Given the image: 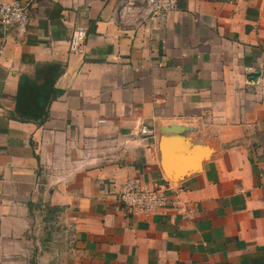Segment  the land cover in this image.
Segmentation results:
<instances>
[{
  "label": "crops",
  "instance_id": "obj_1",
  "mask_svg": "<svg viewBox=\"0 0 264 264\" xmlns=\"http://www.w3.org/2000/svg\"><path fill=\"white\" fill-rule=\"evenodd\" d=\"M16 1L26 31L0 25V264H264V0H179L138 26L116 20L123 0ZM48 62L62 94L42 124L17 120L19 76ZM170 124L211 148L176 179ZM142 125L154 134H130ZM131 176L168 185L187 216L126 214Z\"/></svg>",
  "mask_w": 264,
  "mask_h": 264
},
{
  "label": "built area",
  "instance_id": "obj_2",
  "mask_svg": "<svg viewBox=\"0 0 264 264\" xmlns=\"http://www.w3.org/2000/svg\"><path fill=\"white\" fill-rule=\"evenodd\" d=\"M179 0H123L114 9L119 23L138 26L141 22L154 17L164 19L170 12L177 9ZM27 4L20 1L0 0V25H14L19 32L26 31L29 23ZM86 27L76 25L68 40V50L73 53L82 51L86 38ZM63 71L62 75H66ZM131 135L152 136L154 130L142 125L133 130ZM117 200L128 215L148 216L157 210H172L181 217H186V201L170 191L163 182L152 185L140 177L126 178L119 186Z\"/></svg>",
  "mask_w": 264,
  "mask_h": 264
},
{
  "label": "trees",
  "instance_id": "obj_3",
  "mask_svg": "<svg viewBox=\"0 0 264 264\" xmlns=\"http://www.w3.org/2000/svg\"><path fill=\"white\" fill-rule=\"evenodd\" d=\"M62 72L58 63L37 64L33 75L19 76L15 97V118L20 121L42 124L49 115L53 100L62 94L55 85Z\"/></svg>",
  "mask_w": 264,
  "mask_h": 264
},
{
  "label": "water",
  "instance_id": "obj_4",
  "mask_svg": "<svg viewBox=\"0 0 264 264\" xmlns=\"http://www.w3.org/2000/svg\"><path fill=\"white\" fill-rule=\"evenodd\" d=\"M259 74V71L250 72L247 74V78L249 80H255ZM189 129V127L178 124H170L160 127L162 133L177 134L176 137L162 136L160 138V144L165 149L164 153H166L168 147H173L182 151L176 165L171 166L166 159L163 164L165 171L172 174L174 179L187 175L191 170L199 169L201 160L206 158L211 151V148L208 145L194 144L191 145V148H188L187 145H182V142H184L185 139L180 135L185 131H189Z\"/></svg>",
  "mask_w": 264,
  "mask_h": 264
}]
</instances>
